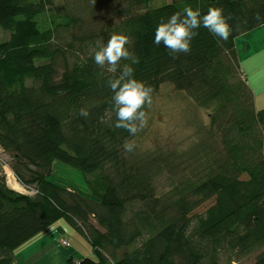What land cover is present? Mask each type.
<instances>
[{
	"label": "trees",
	"instance_id": "trees-1",
	"mask_svg": "<svg viewBox=\"0 0 264 264\" xmlns=\"http://www.w3.org/2000/svg\"><path fill=\"white\" fill-rule=\"evenodd\" d=\"M64 1L0 0V30L9 34L0 42V145L34 190L7 185L0 165V264H17L15 249L63 218L96 257L71 254L68 264H222L224 253L258 251L251 264H264V107L256 108L236 46L264 24L255 19L264 0ZM188 6L201 15L222 7L228 40L200 27L189 53L154 44L161 21ZM43 12L51 26H41ZM113 34L129 37L134 78L152 97L169 82L210 112L189 149L124 151L135 136L114 127L113 74L94 61ZM55 161L82 172L85 186L54 179Z\"/></svg>",
	"mask_w": 264,
	"mask_h": 264
},
{
	"label": "rangeland",
	"instance_id": "rangeland-1",
	"mask_svg": "<svg viewBox=\"0 0 264 264\" xmlns=\"http://www.w3.org/2000/svg\"><path fill=\"white\" fill-rule=\"evenodd\" d=\"M37 1V0H30ZM57 5L63 6L65 1L64 0H54ZM74 1V0H70ZM172 0H154L151 2V6H161V4L170 2ZM48 12H43L38 19L41 23V26L48 27L51 26L52 23L50 21ZM8 32H4L2 29L0 30V42L6 40L8 38ZM240 41V39H237ZM238 41H236V46L238 45ZM252 42V50L249 47L250 51H255V46H253ZM261 45V50L264 53V38L263 43ZM241 46V45H240ZM242 50L246 49L245 45L242 44ZM238 53L239 46H237ZM238 55V57H239ZM253 60H257L254 58ZM264 63V57L259 58V65ZM257 64V62H256ZM264 69V65H263ZM262 76L264 77V70L262 71ZM252 88V86H250ZM257 109H263L264 107V97L262 99V103L256 104ZM148 124L147 126L140 132L135 135V139L132 141L140 151L146 152L148 150H157L158 148H162L164 150L168 149H175V150H186L189 149L191 144L199 138V129L203 125L209 124V116L210 112L207 109H204L200 106H197L195 102H193L192 98L189 96L188 93L184 91H180L175 89V87L171 83H165L160 87L158 91L155 92L154 96L152 97V105L149 107L148 112ZM11 157L9 154H5L3 149L0 145V165H2L4 174L7 178V185L9 174L13 175L16 182L19 183V189L15 188V190L21 191L26 194H32L33 189H29L26 186L22 185L19 181L17 176L15 175L14 171L10 166ZM10 171V172H9ZM53 178L59 182H64L67 184L71 183V187L74 185L84 187L87 183L85 180V176L82 172L76 170L69 165L55 161L54 163V171H53ZM160 185L166 183V179L164 176L160 178ZM10 186V185H9ZM77 186V187H78ZM12 187V186H11ZM79 188V187H78ZM80 189V188H79ZM215 202V199L210 200L201 207L197 208L196 212L199 214H203L207 208ZM59 225V226H58ZM55 226L56 231H47L46 234L40 237L39 240H34L35 242L31 243H24L21 247L16 249V255L22 253L26 254V256L33 255V250L38 247L36 245L38 241H43V239L50 238L56 240V243H59L60 237L62 235L69 239L71 247H73V252L69 253L68 255H74V258L80 257H87L91 256L94 257L93 253V246H91L87 236H84L81 232L77 229H74L70 226L65 218L58 220L56 223L53 224ZM52 226V227H53ZM60 226L66 227V231L61 234L59 231ZM50 236H49V235ZM34 244V246H32ZM64 250L58 251V253L64 255ZM33 252V253H31ZM259 252V251H258ZM257 253L250 254L246 257H241L240 259H231L228 260L227 253L222 254L221 262L222 264H251L255 261ZM19 253V254H18ZM67 252H65L66 255ZM67 255V256H68ZM60 256V255H59ZM17 264H25L22 260L18 258ZM52 264H68L67 259H63L61 261L56 260Z\"/></svg>",
	"mask_w": 264,
	"mask_h": 264
},
{
	"label": "clouds",
	"instance_id": "clouds-1",
	"mask_svg": "<svg viewBox=\"0 0 264 264\" xmlns=\"http://www.w3.org/2000/svg\"><path fill=\"white\" fill-rule=\"evenodd\" d=\"M224 15L222 7H209L206 14L201 15L199 8L185 7L183 12H176L166 22L163 20L155 30L153 43L163 45L170 50V54L189 53L191 41L198 34L195 29L207 28L210 33L227 41L232 29ZM257 21L264 22V17L256 14ZM129 37L124 34H113L106 44L94 51V61L101 68L113 74L107 81L113 92L112 110L116 115L114 127L124 129L130 135L135 136L148 124V115L145 106L152 105L153 89L145 82L134 78V68L131 65L138 64L139 60L126 47ZM121 60H130L131 64H124L121 68ZM119 71V74L117 75ZM81 117L87 118V108L79 110ZM136 145L131 141H125L123 148L127 153L134 151Z\"/></svg>",
	"mask_w": 264,
	"mask_h": 264
},
{
	"label": "crops",
	"instance_id": "crops-1",
	"mask_svg": "<svg viewBox=\"0 0 264 264\" xmlns=\"http://www.w3.org/2000/svg\"><path fill=\"white\" fill-rule=\"evenodd\" d=\"M263 38H264V24L260 25L259 27L248 31L247 33L241 34L238 36V45L239 46V52H240V62H241V68L243 70V73L245 75V78H247L248 83L250 86H252V89L255 92V99H256V104L262 103V99L264 97V77L262 76V71L264 63L259 65V58L264 57V53L262 52L261 45L263 43ZM252 42L254 43L253 46H255V51H250L252 50ZM246 43V49L242 50V44L245 45ZM241 45V46H240ZM254 58H257V60H253ZM257 62V64H256ZM257 106V105H256ZM59 226V225H58ZM55 226L48 228L44 231H42L41 234L35 236L32 238L29 243L32 241L35 242L36 240H39L43 234H46L47 231H56ZM66 227L60 226L59 231L64 233L66 231ZM49 235V234H48ZM50 236V235H49ZM66 238V237H65ZM64 239V236L60 237L59 243H56V240L54 237L52 239L46 238L43 239V241H38L36 245H38L37 248L33 250V255L26 256V254L22 253V255H16V249L14 252L15 255V261L18 262V258L23 261L25 264H52L56 260H63V259H68L67 257L69 256V253L73 252V247H67L64 246L61 242V240ZM68 239V238H67ZM35 240V241H34ZM69 240V239H68ZM28 243V242H27ZM35 243H33L32 246H34ZM63 248L64 250L66 249L63 253L60 254L58 253L59 250ZM19 254V253H18ZM60 255V256H59ZM68 255V256H67ZM71 255V254H70Z\"/></svg>",
	"mask_w": 264,
	"mask_h": 264
},
{
	"label": "bare ground",
	"instance_id": "bare-ground-1",
	"mask_svg": "<svg viewBox=\"0 0 264 264\" xmlns=\"http://www.w3.org/2000/svg\"><path fill=\"white\" fill-rule=\"evenodd\" d=\"M8 183L13 188L19 189V187H20L19 183L16 182L15 178L13 177V175H10V174H9Z\"/></svg>",
	"mask_w": 264,
	"mask_h": 264
},
{
	"label": "built area",
	"instance_id": "built-area-1",
	"mask_svg": "<svg viewBox=\"0 0 264 264\" xmlns=\"http://www.w3.org/2000/svg\"><path fill=\"white\" fill-rule=\"evenodd\" d=\"M33 193H34V190H33ZM61 242L64 246H67V247H69L71 245L70 241L65 237H64V239L61 240Z\"/></svg>",
	"mask_w": 264,
	"mask_h": 264
},
{
	"label": "water",
	"instance_id": "water-1",
	"mask_svg": "<svg viewBox=\"0 0 264 264\" xmlns=\"http://www.w3.org/2000/svg\"><path fill=\"white\" fill-rule=\"evenodd\" d=\"M18 191V190H17Z\"/></svg>",
	"mask_w": 264,
	"mask_h": 264
}]
</instances>
